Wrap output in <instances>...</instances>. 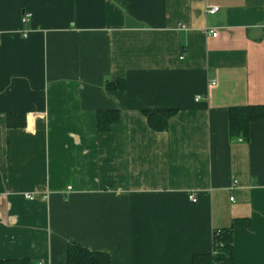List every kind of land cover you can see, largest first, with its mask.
Returning <instances> with one entry per match:
<instances>
[{"label": "crops", "instance_id": "obj_1", "mask_svg": "<svg viewBox=\"0 0 264 264\" xmlns=\"http://www.w3.org/2000/svg\"><path fill=\"white\" fill-rule=\"evenodd\" d=\"M250 104L264 0H0V259L193 264L238 219L235 262L264 264V121L229 131ZM146 110L175 114L157 131Z\"/></svg>", "mask_w": 264, "mask_h": 264}, {"label": "trees", "instance_id": "obj_2", "mask_svg": "<svg viewBox=\"0 0 264 264\" xmlns=\"http://www.w3.org/2000/svg\"><path fill=\"white\" fill-rule=\"evenodd\" d=\"M107 88L115 90L125 87L124 81L108 82ZM145 118L148 119L149 125L161 131L168 127L170 118L174 116V110H146L143 111ZM230 136H242L247 139L249 134V125L251 122L264 121V104L232 106L228 112ZM98 128L101 131L108 130L113 124L119 121V113L116 111H103L98 113ZM241 220L235 219L228 228L214 230L213 247L214 252L194 255L193 264H238L234 260L233 235L236 227L242 225ZM67 264H111L109 253L92 251L82 244L69 243L67 246ZM0 264H41L38 261L27 259L21 260H3Z\"/></svg>", "mask_w": 264, "mask_h": 264}, {"label": "built area", "instance_id": "obj_3", "mask_svg": "<svg viewBox=\"0 0 264 264\" xmlns=\"http://www.w3.org/2000/svg\"><path fill=\"white\" fill-rule=\"evenodd\" d=\"M219 9H220V8H219L218 6H215L214 8H211V9L207 10V12H208L209 14H215V12H217ZM31 15H32V14H31L30 12H29V13H24V14H23V17H22V22H24V23H28V21H29ZM206 32H208V34L211 35V36H213V37H216V36L218 35V31H214V30H211V29H208V28H206ZM24 36H26V33H24ZM197 100H198V98H197ZM26 197H27L28 199H34L33 195H29V194H27ZM43 198H46V195H44ZM190 200H191V201H196V197H195V195L192 194V195L190 196ZM231 200H233V197H231Z\"/></svg>", "mask_w": 264, "mask_h": 264}]
</instances>
